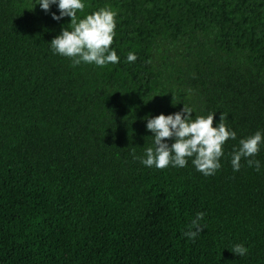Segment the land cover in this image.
Masks as SVG:
<instances>
[{
  "label": "trees",
  "instance_id": "1",
  "mask_svg": "<svg viewBox=\"0 0 264 264\" xmlns=\"http://www.w3.org/2000/svg\"><path fill=\"white\" fill-rule=\"evenodd\" d=\"M102 7L120 61L72 66L50 49L70 23L56 5L0 0V264H264V146L260 171L230 165L264 132V0H86L77 15ZM184 104L237 134L215 175L133 159L145 118Z\"/></svg>",
  "mask_w": 264,
  "mask_h": 264
},
{
  "label": "clouds",
  "instance_id": "2",
  "mask_svg": "<svg viewBox=\"0 0 264 264\" xmlns=\"http://www.w3.org/2000/svg\"><path fill=\"white\" fill-rule=\"evenodd\" d=\"M32 7H39L47 12L56 5L59 15L52 13L53 20L69 17L70 23L62 28L59 35L49 43L53 55L66 57L72 66L81 63L96 67L117 64L120 57L111 47L114 41L117 13L108 7H102L85 14L80 18L77 13H83L86 0H31ZM133 52H129L126 61L135 62ZM194 110L184 104L183 108L172 114L163 113L146 117V130L152 133L151 146L144 148L142 156L133 155V159L146 168L166 169L185 168L191 160L195 170L203 176L215 175L221 168V158L224 157V145L228 140H236L237 134L224 123L225 115L221 113L219 121L213 127L215 113L205 116H193ZM169 140L172 141L169 144ZM264 146V132L257 130L252 135L241 138L238 147L234 146L230 153V165L233 172L241 169L243 160L248 167L260 171V161L255 159L261 147ZM205 213L198 212L183 233L189 241L194 240L205 228L200 222ZM231 252L244 257L248 249L243 244L233 245Z\"/></svg>",
  "mask_w": 264,
  "mask_h": 264
}]
</instances>
